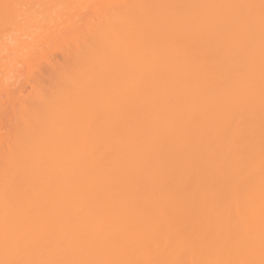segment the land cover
Listing matches in <instances>:
<instances>
[{
    "label": "bare ground",
    "instance_id": "6f19581e",
    "mask_svg": "<svg viewBox=\"0 0 264 264\" xmlns=\"http://www.w3.org/2000/svg\"><path fill=\"white\" fill-rule=\"evenodd\" d=\"M0 264H264V0H0Z\"/></svg>",
    "mask_w": 264,
    "mask_h": 264
}]
</instances>
